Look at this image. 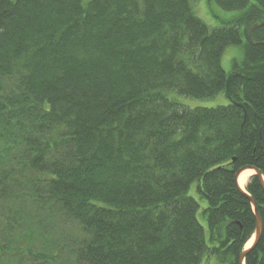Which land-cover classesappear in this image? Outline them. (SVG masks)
<instances>
[{
  "label": "trees",
  "instance_id": "trees-1",
  "mask_svg": "<svg viewBox=\"0 0 264 264\" xmlns=\"http://www.w3.org/2000/svg\"><path fill=\"white\" fill-rule=\"evenodd\" d=\"M204 1L218 26L201 0H0V264H240L256 218L236 173L264 175V0ZM247 191L263 232L245 264H264L257 175Z\"/></svg>",
  "mask_w": 264,
  "mask_h": 264
},
{
  "label": "rangeland",
  "instance_id": "rangeland-1",
  "mask_svg": "<svg viewBox=\"0 0 264 264\" xmlns=\"http://www.w3.org/2000/svg\"><path fill=\"white\" fill-rule=\"evenodd\" d=\"M202 6H197L195 8L196 13L205 21L207 22L211 27L218 26L219 23L211 17V15L208 12V9L206 7L205 1L201 0ZM197 9V10H196ZM226 15H229V12H224ZM243 58V49L239 45H231L228 46L226 49V52L223 57V66L227 73L231 72L233 62L235 60L240 61ZM180 101L190 107H196V106H216L219 104H225L227 103V98L224 96V94H220L218 96H215L214 98L210 99H193V98H180ZM253 175V172H252ZM189 195L192 196L197 200L199 203V209H198V219L202 223V225L205 228L206 231V238L208 246H212V242L209 239V230H208V224L205 216L203 215L204 209L208 206V200L201 195V193L198 191L197 188V181H194L189 189ZM251 241V240H250ZM248 242L246 245L247 248L251 247L253 241ZM17 242V241H16ZM13 251V250H12ZM10 261L8 264H40L41 262H32L28 257H25L23 260H21L20 257L13 255L11 252L9 254ZM57 264H75L74 260L67 257L66 260H59ZM200 264H228L227 262L222 261L216 254L208 253L205 255L202 259V262Z\"/></svg>",
  "mask_w": 264,
  "mask_h": 264
},
{
  "label": "water",
  "instance_id": "water-1",
  "mask_svg": "<svg viewBox=\"0 0 264 264\" xmlns=\"http://www.w3.org/2000/svg\"><path fill=\"white\" fill-rule=\"evenodd\" d=\"M259 26H264V21L260 22V23H256L252 26L250 32H249V39L250 41H252V33L254 31L255 28L259 27ZM254 43V42H253ZM236 73L233 72L228 76L227 82H229V80L232 78V76H234ZM239 106H242V104H238ZM244 123V121H242V124ZM245 170H254L255 174H257L258 178H259V182L261 187L264 190V175L262 173L261 170H259L258 168L255 167H244L242 169H240L237 174H236V180L238 181V177L239 175L245 171ZM240 190L250 199L252 206H253V211H254V215L256 218V229H255V233H254V237H253V243L251 245V247L244 249V251H242V253L239 256V263L240 264H244V261L246 259V255L247 253L256 246V244L258 243V241L261 238L262 232H263V222L259 213V209L257 206V203L254 199V197L252 195H250L245 189L241 188L239 186Z\"/></svg>",
  "mask_w": 264,
  "mask_h": 264
},
{
  "label": "bare ground",
  "instance_id": "bare-ground-1",
  "mask_svg": "<svg viewBox=\"0 0 264 264\" xmlns=\"http://www.w3.org/2000/svg\"><path fill=\"white\" fill-rule=\"evenodd\" d=\"M252 170H245L244 172H242L241 174H240V176H239V179H238V185L240 186V187H242V188H246V186H247V183H248V180H249V178H250V176L252 175ZM252 237H254V236H252ZM251 241H253V239L251 238L250 239ZM249 240V241H250ZM248 241V242H249ZM250 241V242H251ZM248 242H247V244H248ZM246 244V245H247ZM246 245H245V247H246Z\"/></svg>",
  "mask_w": 264,
  "mask_h": 264
}]
</instances>
